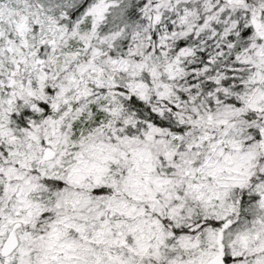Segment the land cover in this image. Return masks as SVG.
Returning a JSON list of instances; mask_svg holds the SVG:
<instances>
[{
	"label": "snow or ice",
	"instance_id": "6c2138e0",
	"mask_svg": "<svg viewBox=\"0 0 264 264\" xmlns=\"http://www.w3.org/2000/svg\"><path fill=\"white\" fill-rule=\"evenodd\" d=\"M0 264H264V0H0Z\"/></svg>",
	"mask_w": 264,
	"mask_h": 264
}]
</instances>
